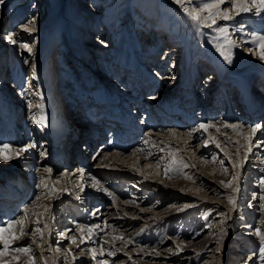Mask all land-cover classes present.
I'll use <instances>...</instances> for the list:
<instances>
[{"label": "rangeland", "instance_id": "374dc122", "mask_svg": "<svg viewBox=\"0 0 264 264\" xmlns=\"http://www.w3.org/2000/svg\"><path fill=\"white\" fill-rule=\"evenodd\" d=\"M206 4H210V2L197 0L190 3L188 0H182L180 4H177L175 0H0V73L3 71L8 75L6 79L0 75V115L3 113L7 115L8 120H11L10 111L13 112L14 107H20L23 120L29 121L28 123L33 125V131L38 132L42 138H45V136L50 138L48 129L46 127L47 130L44 129L38 123L43 116L42 106L40 107V104H38L40 103V100H37L38 96L46 97V101H49L47 97L54 99V101L56 100L57 116L65 118L67 121L70 119L71 124H74L77 120L74 119L72 111L71 117L67 114L70 118L65 116L67 112L63 114L61 110L59 111L61 103L60 97L56 93L58 91L56 88V77L58 78L63 70H67V73L62 74H65L64 76L67 78L70 77L68 71L71 70V67H75V71L80 69L89 80L92 78L95 81L96 77L90 73V70L93 68L94 70L99 69L102 63L106 71V77L105 79L102 77L103 80L107 83L109 82L112 86L115 85L112 88L117 90L120 89L117 87L118 85L119 87L122 86L120 85L121 82H119L120 79L123 75L126 76L124 71L119 70L122 63H125L122 59H127L130 64L139 65L138 67H141L142 71H145L146 69L144 68L147 67L148 71H150L148 73L152 74L156 73V69H154L156 64H166V67L171 65L169 77H172L170 78L172 85L166 86L168 91L165 98H167V95L172 92L174 94L176 89L181 91L180 89L182 88L179 83L185 81L189 71H192L189 68L187 70L188 75L183 80L186 74L183 68L191 63L194 53H196L194 51L196 46L199 54L195 58H197L198 62L189 66H194L196 72L200 73V75L203 72L202 77L206 71H210V76H212L218 67L223 71L229 68L228 74L232 75L228 76L234 81L239 79V85H244L250 79L259 78L261 75L257 70L256 62L264 65V60L256 59L255 55L252 56L249 53L250 50L245 49L241 45L237 48L234 47L238 42L235 41L234 37H231L232 35L227 36L212 28V24L203 18L207 16L205 12L207 10L203 11L201 8ZM189 13L200 16V22L193 21ZM32 21L34 23H31ZM222 27H224V24L216 28L220 29ZM260 30L264 32V26L263 28L260 26L259 29L255 28L256 34ZM201 33H204L205 37ZM259 34L260 36L263 35V33ZM9 36L12 37V40L7 39ZM198 37H200L202 43H200ZM106 42H110L111 44L109 43V45L111 46H107ZM21 44H27L30 51L21 48ZM104 45L106 47H103ZM72 51L73 53L76 51L79 58L75 60V63L69 59ZM23 52L30 54V56H24ZM241 52L250 54V59H246ZM186 54L187 58H185ZM91 55L93 56L91 57ZM93 57L96 62L94 64H92L93 61L91 62ZM117 60H120L118 65L115 63ZM150 65L154 67H148ZM33 68H35V73H33ZM172 68L176 71L175 74L172 73ZM80 70H78L76 75L79 74ZM119 72L121 74L120 77L118 76ZM220 73L222 72L220 71ZM114 74H116V77L111 78ZM76 75L74 76L76 77ZM13 76H17L19 79L18 86L9 82ZM218 77L216 76V80L219 82ZM226 78L220 79L223 84L225 86L233 85V82L231 80L227 82ZM123 79L126 82V78L124 77ZM203 82H205V79L202 80ZM95 83H98L99 86L95 84L93 91L100 88L104 89L102 82L95 81ZM164 83L167 85L166 82ZM82 87L79 86L77 88V94H74L76 93L75 91L72 94L79 95V91L83 90ZM130 87V90H136L138 84L133 81V83H130ZM122 88L123 90L127 89V87L124 88L123 86ZM167 89L161 88L160 92L156 93L157 97L154 98L159 97L160 99V96L164 95L163 92H166ZM185 90L186 87L183 92ZM83 91L87 92L88 88ZM201 95L203 102L205 97L203 93ZM182 96L185 98L186 93ZM175 98H179V96L175 95ZM120 99H122L121 96ZM15 101L18 102L16 103ZM57 101L59 105L56 103ZM11 102L16 103L12 110L9 106H12ZM62 105L65 107L67 104L62 103ZM220 109L221 107H219ZM217 116H219V120L223 118L219 113H217ZM53 117L55 118L56 115ZM215 120L216 118L209 116L203 122ZM221 121L222 124L225 122V125L233 126L235 124L231 119L227 120L224 118ZM254 123L257 124L258 122L255 121ZM240 124H238V127L243 128L242 131L245 132L248 128H245L246 126L242 124V121ZM16 128L20 130L21 134L25 133L22 126H15V130ZM173 129L174 127H168L164 132L157 131L154 133L165 134ZM185 130L188 131V128H185ZM20 142L9 144L16 153H18L17 150L21 146L29 147L26 140L23 139ZM48 142L50 143V140L46 141V143L43 141L42 144L45 145ZM201 142L200 144L193 141L192 148L194 149V146L200 145L212 146L214 149L211 152L216 150L222 154L223 165L217 166L213 173L209 172L208 174L205 172L210 167L209 163L204 164L206 168L203 166L202 168L189 169L190 166L183 164L180 171L175 170L176 160L174 157L178 154L175 151L171 156L168 151V158H166V155L163 160L159 156L157 159L146 161L147 163L142 162L139 167H137L138 165L135 167L126 165V168H119V170L128 169L131 173L138 174L151 181L152 185L157 187L158 192L153 193L151 189L142 190L135 187L136 185L134 186L131 181L123 183L124 187L128 189V196L130 197L128 199L131 201V197L136 196V193L140 192L144 194V197L147 196L146 199H150L152 196L156 197L154 201L146 204L145 216L129 214V210H125L127 198L117 196L115 193L117 190L113 191V188L107 191L102 190L103 184L108 183L99 178V173L94 176L92 178L94 182L87 184L91 192V194L88 192V195L100 197L103 207L108 208V215L122 213L131 219L132 224L124 227L111 219L105 223L104 219H101L102 221L99 222V225H103V234L97 235L98 241L94 243L91 241L90 246H81L82 243L79 241L82 240L83 236H88L89 232L86 230L90 226H87V223L74 220V214H70L71 212L67 209V205L57 209L51 204L53 197H55L52 193L53 190L48 189V184L40 188L37 175H45V178H43L45 183L54 182L57 186L68 187L67 195L80 203L78 190L79 187L84 188L85 184L80 183V179L77 181V176H70L73 174L78 175V171L81 172L82 170L83 172L86 167L84 166V169L82 167L80 169L78 165L76 166L72 162L64 170L60 168L53 169L49 166L51 167L49 168L51 172H47L45 171L47 168L43 166L45 161L42 162V165L35 166L33 175H30L29 178L26 177L22 186H19L21 180L16 183L15 180H12V187H16L17 184L20 190V192L15 191L14 193L21 197V201H18L17 198L13 200L14 202L8 201L9 205L14 203L13 205L15 206V209L11 208L12 206L9 208L13 215L7 218L9 219L8 222L19 221L20 213H18V210L30 211L28 218H33V224L28 232L26 231L22 234L25 238L23 244L19 246H29V251L26 253L17 252L13 250L15 248H10L3 255H0V264H74L75 260H80L79 264H101L102 261L105 264H264L260 260L259 253L261 237L255 232V229L259 228L261 235H264V207H261V205H264V199L256 197L252 193L259 185H262V179H255L247 172L248 170L242 169L244 163L242 164L236 159L242 156L245 157L246 167L250 159L241 152L238 155L237 146L236 149L233 146L234 151L228 148L227 153L226 149L223 148L224 144L222 142L216 140L208 141L210 143H203V140ZM3 144L7 143L2 142L0 146ZM240 144L242 145L243 142ZM80 146L81 144L77 147L78 151L84 147L79 148ZM260 146L264 147V144L261 145L260 143ZM133 149H128L126 152L112 153H118L122 155L120 159H124L125 156L131 154ZM243 149H240V151ZM92 150L84 153L85 160L90 164L88 166L94 170L99 169V171L109 168L103 162V160L107 159L104 156L105 153L100 154L96 158L97 155L95 156ZM182 150H184L183 156H180V158L177 156V159H180L181 162L189 154L187 153L188 149L183 148ZM94 151L96 153L97 149ZM47 153L46 148L40 151L39 147H37L32 151L31 158L42 159L43 161L46 156L45 160H48L50 153L48 155ZM24 154L25 152L16 154V159H13L12 154H9L7 159H3L0 156V185L4 181L1 186L4 185L6 187V185H9L5 182L9 180L7 176L11 167L19 170L25 169L20 163ZM202 157L210 158L211 156H207L204 153ZM159 158L160 162H158ZM197 159H201V157ZM204 159L206 158H202V160ZM233 159L235 160L233 161ZM254 159L261 164L264 161V157L257 156ZM242 162H245V159ZM13 165L17 166L13 167ZM152 168L154 170H151ZM218 168L223 178L213 177L214 174H218ZM196 174L203 176L212 186L214 185L217 188V192L210 193V190L206 191L205 185L196 184V181H192L193 177L197 176ZM65 176L70 177L71 181L69 182L68 180L63 185L61 180ZM262 176L264 179V175ZM234 177H238V179H233ZM182 180L187 185L189 183L196 184L198 191L191 190L189 187L183 189L181 187L182 184H180ZM99 185L100 188H98ZM115 197L118 204L113 202ZM229 197H232L236 203L231 204ZM38 201L41 202L39 203ZM139 202L140 204L141 202L143 203V201ZM196 203L198 204L195 205ZM128 205L138 206L136 202ZM92 206H87L83 210L84 219L87 222L96 216L94 214L96 210H91ZM14 210L16 211L14 212ZM154 215H164L170 219L161 227L153 229V231H147L149 227L156 225L157 218ZM109 218L111 217L109 216ZM0 219L3 224L5 221H3L2 217ZM118 220L120 221V219ZM8 222H5L4 226ZM33 229H38L39 231L32 234ZM71 230L73 231L71 232ZM93 234L90 233L88 238L90 239ZM115 235L119 239L111 241ZM73 238L75 243H73ZM2 246L3 242L0 241V251L3 250ZM109 253L112 254L110 255ZM93 256H95V259H93Z\"/></svg>", "mask_w": 264, "mask_h": 264}, {"label": "bare ground", "instance_id": "6f19581e", "mask_svg": "<svg viewBox=\"0 0 264 264\" xmlns=\"http://www.w3.org/2000/svg\"><path fill=\"white\" fill-rule=\"evenodd\" d=\"M188 1L190 3H193L194 1H197V0H188ZM198 1H201V0H198ZM208 1L210 2V4L215 3L216 6L205 11L207 13V16L203 17L204 20L207 22H210L212 24V28H214L215 30H218V31H220L221 28L219 29L216 27H219V25L224 24V27H222V28L225 29V31H223V32L220 31V32L224 33L227 36L232 35L231 37L235 38V41H237L238 44H235L234 47L237 48L239 45H241L245 49L250 50L249 53L252 54V56L255 55L256 59L257 58L261 59V50L258 47L259 40H257L256 38L264 36V32H262V30H260L258 32L263 33V35L260 36L259 33H257V34H259V35H257L255 32V28L259 29L260 26L263 28V26H264V11H260V13L257 14L255 8H253L249 12H237L236 10L232 9V4L237 3V2L238 3H246L249 7H251L252 0H222V2H217V0H207V2ZM217 12H220V15H215ZM224 12H228L230 19L225 20L223 18ZM210 15H215V22L214 23L212 22V20L208 19ZM247 30H249L250 33ZM247 33H249V34L247 35ZM201 34H203V36L205 37L204 33H201ZM18 38H19V36H18ZM198 40L200 41V43H202L200 37H198ZM205 41H206V39H205ZM109 43L106 42V44H108L107 46L110 47L111 45H109ZM103 47H106V45H104ZM194 51H196V53H194L195 55L193 56L191 63L189 64L187 62L189 65H193V64L198 62L197 58H195L197 56V54H199V53H197V46L195 47ZM173 54H174V52H173ZM241 54L246 59H250V56H251L250 54H246L244 52H241ZM23 55L26 57L30 56V54H28L26 52H23ZM92 56L93 55H91V57ZM186 56H187V54L185 55V58H187ZM81 57L84 58L83 56H81ZM176 58H177V56H176ZM262 60H264V59H262ZM92 61H93L92 64L96 63L94 57H93V60H91V62ZM117 61L115 63H117V65H118L120 60H117ZM122 61L125 63H122V65L119 67V70H121L122 72L124 71V73L126 74V76L123 75L122 78H124V77L126 78V83H127V81H129L127 79H130V81H131L130 83H133V81H135L138 84V87L136 90L133 89V91H130V95L132 94L131 97L133 96L132 97L133 99H136V97L138 96V93L143 94V92L146 90V88L149 87L148 90H150L151 92H148L149 93L148 95L151 96L150 98H146V99H142V100H138V101L131 100V104H134V106H139L143 110H149L152 113V115L156 118L155 121H153L154 125H149V123H148L147 127H146V131L144 133H142L141 128L136 127V132L133 130V131H130V133H128L126 135L129 137L127 139V141L131 144L130 149H132V148H134V149L131 152V154L128 156H125L124 159H120V157L122 155H119L118 153L117 154H113L112 152H110V154L109 153H105V154L103 153L105 158H107L106 160H103V162H105V164H106L105 166L106 167L109 166V168H105V169L99 171V169L94 170L85 164L84 166L86 168L83 172L81 170V172L78 171V175L73 174L70 176V177L77 176L76 177L77 181H79V179H80L79 182L85 184L84 188L79 187V190H78L80 193L79 194L80 196L78 198L80 200V203L76 202V200L70 198L67 195V192L69 190L68 187L57 186L56 183H54V182H51V183L46 182L45 183V179H43V178H45V175L37 174L38 180H39L38 181L39 187L41 188V187L48 184L47 185L48 189L51 191L53 190L52 193L54 194L55 197H53L51 204H53L57 209H58V207H65L67 205V209H69V211L71 212L70 214H74L75 219L74 218H72V219L80 221L82 223H87L88 224L87 226H90V228L88 230H86L89 232L88 236L90 233H94V234L90 239L88 238L87 235L83 236L82 240H79L82 243L81 246H90L91 241H92V243H94L95 241H98L97 235L103 234V229H104L103 225H99V222L102 221L101 219H104V223L107 220L111 219L112 221H115L116 223H120V225L124 226V227H126L128 225L131 226V224H132L131 219L124 216L122 213H118V214L113 213V214L108 215V212H107L108 208L103 207V204L101 203V198L97 197V195H88V192L90 194H91V192H90V188H88L89 186L87 187V184H89L90 182H94V180L92 178L94 176H96L98 173L100 174L99 178H101L104 182L106 181L105 183H108V184H103V186L101 185L102 190L107 191V190H111L110 188H113V191H115V189H116L117 192L115 191V193L117 194V196H123V197L127 198V202L125 201L126 202L125 210H129L128 213L133 214L135 216H139V215L145 216L144 212L147 209L146 204L154 201V199L156 197L152 196V197H150V199H148V198L146 199L147 196L144 197V194L140 192V193H136V196L131 197L132 201L134 200V202H132L130 199H128L129 192H128V189H126V187H124L123 183L127 182V181H131L134 183V186L136 185L135 187L142 189V190H150L151 189L153 191V193L158 192V189L156 186L152 185L151 181L141 177L140 175L135 174V173H131L130 170H128V169L119 170V168H126V165L134 166V167L138 165L137 167H139V165H141L142 162L147 163L146 161L157 159L159 156L163 160L165 158V156L168 154V151L170 152V154H169L170 156L172 153L173 154L175 152L178 153L174 157V159L176 160L175 170H177V171L181 170L183 164L190 166L189 169H191V168L196 169L199 167L202 168L204 166V164L209 163L210 167L207 170H205V172L209 174V172L213 173L214 170H216L217 166L219 167L220 165L221 166L223 165L222 164V160H223L222 154H220V152L218 153V151H216V150L215 151L213 150L211 152V150L214 149V147H212V146L206 147L204 145H200L197 147L194 146V149H193L192 148L193 141L195 143H200L201 140H203V143H207L208 141L211 142V140L212 141L216 140V141L222 142L224 144V145L222 144L223 148L226 149L227 153H228V148H231V149H233L231 151H234L233 146L235 147V149L237 146L236 151H237L238 155H240V152H241V153H243V155H247V158L250 159V161L247 164V167H246V158L245 157L242 156V157L236 159V161L239 160L242 164L244 163L245 166L243 165L242 169L245 168L246 170H248L247 172H249L250 175H252L253 177H255V179H258V180L263 179L262 175H264V174H262V173H264V161L262 160L263 163L261 164L254 159V157H257V156L264 157V147L260 146V143H261V145L264 144V121L259 122V120H257L256 121V122H258L257 124L254 123L253 125H247L245 128H248V129L245 132L242 131L243 128L241 129L240 127H238V124L241 123V121H239V120H234L231 118V121L235 122V124H233V123L232 124L235 125L236 127H232L230 125H225V122L223 124L221 123V122H223L221 120L224 118H226L227 120L230 119V118H228V116H230V115L227 116V114H223V112H222L223 110H225V106L228 104L230 107H234L233 103H235V102H234V100L230 99V93L229 92L227 93V91H226L225 93H223L222 88L225 87V85L223 84V81L220 79H224L225 77H227L226 78L227 82L228 81L230 82V80H231L233 82V85H235V86H238L240 83L239 79L234 81L233 79L230 78V76L232 74L231 75H230V73L228 74L229 68L228 69L226 68L227 65L225 66L226 69L224 68L226 71L225 70L223 71L221 68H218L216 66L217 69H215L212 76H210V73H209L210 71H206L203 77L201 76V75H203V72L201 75H200V73L198 74V72H196V70H195L196 68L194 66L191 67L189 65H186L183 68V70L186 71L185 76L183 75L184 76L183 80L188 75L187 70H189V68H190V70L192 69V71L191 72L189 71V75L185 79V81H182L181 83H179L181 85V88H182V89H180L181 91L176 89L174 94L172 92V94L174 95V98H175V95H177V97L179 96V98H175L177 100V102H179V101H181L182 95L183 94L185 95V93H186V96H185L186 98H185V100L182 101V103H184L182 106L183 107L189 106L190 102L192 100V106H190L186 109L187 111H190L193 107L194 102H195V104H198V105L202 102L203 99H202L201 94L203 93V95L205 97L204 98L205 101H204V106L200 107V105H199L200 110L203 109L205 111L204 113H207L208 116L216 118L215 121L203 122V121L196 120L194 122H191V121L185 120L183 118L180 119V116H182L184 114V110L179 109V107H177V103L173 104V101L169 102L171 99L173 100V98H172L173 96L171 95V93L167 95V98H165L166 97L165 95L168 91L166 86H169V84L172 85L171 84L172 80L170 79L172 77L171 76L169 77V75L171 73L170 72V68L172 67L171 65L166 67L167 66L166 64L165 65L156 64V68H154V69H156L155 74L148 73L150 71H147L145 74V73H143L144 71H142L140 69L141 67H138L139 65H137V64L134 65L133 63L130 64V61L127 62V59H122ZM251 61H252V59H251ZM256 61H259V60H256ZM1 64H3V63H1ZM256 64H257V70H258L259 74L264 76V65H263V63L260 64V62H256ZM135 66L138 68H136ZM145 66H146V64H145ZM174 66H175V63H174ZM223 66H224V64H223ZM21 67H22V65H21ZM99 67L100 68L98 71H97V69L94 70V68L91 69V71H93V73H94V76L96 77V79L94 77L95 81L103 80V78L105 79V77H106V73H103L105 70L104 64L101 63ZM148 67L153 68L154 66L150 65ZM132 68H134V69H132ZM78 70H80V69H78ZM78 70L75 71L74 67L73 68L71 67V70L68 71L70 74L69 80L66 76H64L65 74L64 75L62 74V73H67V70H63L61 72L60 76L58 78L56 77V84H57L56 88L58 89V91L56 93L59 95L58 97H60V103H61L60 104L61 107H59L60 108L59 111L61 110V112L63 114H65V112H67L65 114L66 117L68 115L71 117L72 116L71 111H72L73 115H74L73 116L74 119L77 120L76 123H74V124H71L70 119H69V121L66 120L67 122L70 123L71 130L68 134L62 133L63 139H62L59 132L61 131L60 128L63 125V123L65 122V120L62 117L57 116L58 112H57V106L55 104L56 100L54 101V99L52 100V98H50V97H47L49 101H46L45 100L46 97L43 98V96L42 97L38 96V98H37V100H40V103H38V104H40V107L42 106V109H43V116L42 117L46 121V124H47L46 128L48 129V135L50 138H48L47 136H45V138H42V136L40 134H38V132L36 133V132H34L35 130L33 131V125H31V123H28L29 121L26 122L25 120H23V118L21 117V114H20L21 108L20 107H17V108L14 107V105H16V103L18 101H15L16 103L13 102L14 104H12V106L9 105L11 107V110L14 107L13 108L14 110L12 113L14 115L11 119L12 122H11V120L7 119V115L1 113V115H0V143L6 142L7 144H14V143L17 144L18 142L21 143L20 141H22L24 139L29 144V150L27 152H25L24 157H22V161L20 162L25 167V169L19 170L18 168H12V167H11V169L9 168L10 170H8L9 173L7 176V177H9V180H7L5 183L12 185L13 184L12 180H15V183L18 180H21V184H19V186H22L23 180L26 177L29 178L30 175H33V173H34L33 168L35 166L40 165V164L42 165V162H44V161L45 162H44L43 166L46 167L47 169L51 168L49 166H52L53 169L58 168L55 165L50 164V161H49L50 154L48 155V160H45L46 156L44 157L45 159L43 158L44 159L43 161H42V159L36 160L34 158H31L32 157V151H34L35 148H37V147H39L40 151H43L45 148L47 151L49 147H50L49 152H56L57 150L63 151L64 153H66L65 159L63 160V164L69 165L70 163H72L71 159H73L75 156H76V158H74V159L81 161V159H83L82 153H86L87 149L89 148L88 147L89 144H91V142L94 141V140H92V138L95 140L97 138H99V136H97V137L93 136V135H95V133L92 129L94 125H92V126L91 125H85V122H84L83 116H82L83 112L81 114V106L79 103L75 102V101H77L76 98L74 97L76 95H72V93H71V91H72L71 86L75 85V82L72 81L71 79H72V77L75 78L74 75H76V73H78ZM220 71L222 73H220ZM80 72H81V70H80ZM175 72L176 71H174L172 68V73L175 74ZM159 74H161V75H159ZM0 75L4 79H6V77H8V75L3 71L0 73ZM228 75H230V76H228ZM216 76L217 77L219 76L218 77L219 82L216 80ZM100 77L101 78L103 77V78L99 79ZM115 77H116V74L111 76V78H115ZM90 79H92V78H90ZM204 79H205V82L202 83V80H204ZM234 79H237V78H234ZM9 82H12L13 85L14 84L17 86L19 85V79L17 78V76H13V78ZM164 82H166L167 85H165ZM248 82L252 83L251 85H253V86H251V89H253L254 85L256 88L258 87L256 89V92L260 95V97H262V94L264 93V81L262 79L258 80L256 78L253 80L250 79ZM130 83H128V84L130 85ZM120 85H122V84H120ZM241 85L242 84H240V86ZM131 87H130V89H131ZM185 87H186V90H185V92H183ZM133 88H135V87H133ZM161 88H163V89L165 88L167 90H166V92H163L164 95L160 96V102H158V103L147 102L148 99H151L153 97H157L156 93L160 92ZM113 89H114L113 90L114 93L112 92V96H109L108 93L101 96V97L106 98V100H107L106 103H104V105L108 104V102L110 100H113V101H117L122 106L123 109H126L128 106L129 95H127L125 93L120 94L119 93L120 89H117V90L115 88H113ZM92 90L93 89L91 86L90 88H88L87 92H84L83 90L79 91V94L81 97H83V98L89 97V101H91V105L94 104V102L92 100H95L99 96L96 93L92 92ZM124 90H127V89H124ZM198 91H199V93H198ZM103 92L104 91H100L99 93L102 94ZM178 92H180L181 97H180V94H178ZM51 93H52V91H51ZM74 94H77V92ZM117 94H120V95H117ZM120 96L122 98V101L120 99ZM223 96H224V99H223ZM225 96L228 97L229 99L226 100ZM22 97H23V94H22ZM18 98H20V97H18ZM125 98H126V100H123ZM142 98H143V95H142ZM155 99L158 100L159 97L155 98ZM166 99H168L169 101L168 100L166 101ZM19 102H21V101H19ZM22 102H23V100H22ZM259 102L260 101L258 100V101H256L255 104H259ZM56 103L59 105L58 101ZM62 103H65L67 105L64 107V105H62ZM197 106L194 107V110L197 109ZM219 107H221L220 110H219ZM262 111L264 112V109H262ZM86 113L87 114L91 113V107L86 110ZM217 113H219L220 116L222 115L223 118L221 120H219V116H217ZM54 115H56L55 118L53 117ZM87 119L89 120V118H87ZM262 119L264 120V117ZM229 122H230V120H229ZM242 124H243V122H242ZM201 125H206L207 126L206 129L201 128ZM15 126H18V127L22 126L23 130H25V133L21 134L20 130H17V128L15 130ZM113 126H114V128H118L117 123H114ZM42 127H44V126H42ZM88 127H91V128H88ZM168 127H174V129L171 130L169 133H165V134L154 133L157 131L158 132H164V130ZM253 127L257 128V131L255 133L251 132V129ZM46 128L44 127V129H46ZM185 128H188V131L185 130ZM97 130L99 131L98 128H97ZM114 132L115 131H113L112 133H114ZM85 136H87V137H85ZM54 138H60L59 139L60 141L58 143L57 142L52 143L51 140L53 141ZM121 138L118 137L119 140H121ZM49 140H50V143L48 142L45 145L42 144L43 141H44V143H46V141H49ZM210 142H208V143H210ZM242 142H243V144L241 145L240 143H242ZM79 144H81V146L79 148H82L84 146L85 151L83 149L79 150V151L77 150V147ZM123 144H125V143H123ZM94 145H95V142H94ZM0 147H2V146H0ZM183 148H186V150L188 149L187 153H189V154H187L186 159L184 158L185 160L183 162H181L180 159L179 160L177 159V156H179V158H180V156H183L182 155V153L184 154V150H182ZM243 148H245V149H243ZM11 149H12V147L10 146V151L5 152L3 154V156H2L3 159L5 156L9 157V154H12L13 159L17 158L16 154H19V153H16V151H14V149H12V150ZM240 149H243V150L240 151ZM118 151L119 152H126V150L123 151L120 149L117 151H114V152H118ZM92 153L95 154V151H93ZM204 153L207 156H211V157L210 158L202 157ZM99 155H100V153L97 154L96 158ZM229 156L231 157V155H229ZM200 157H201V159H197ZM28 158H29V160H28ZM96 158H95V160H96ZM166 158H168V155ZM202 158H206V159L202 160ZM244 159H245V162H242ZM234 160L235 159H233V161ZM78 161H77V164H79ZM158 162H160V158H159ZM217 163H219V164L216 165ZM55 164L60 165V163H58V162H55ZM197 164H198V166H197ZM145 165H147V164H145ZM250 165H251V167H250ZM15 166H17V165H13V167H15ZM149 166L151 167V165H149ZM255 166H257V167H255ZM109 169H111V170H109ZM112 169H114V170H112ZM187 169H188V167H187ZM151 170H154V169L152 168ZM196 175L197 176L193 177L194 179L192 181H194V182L196 181L195 182L196 184L205 185L207 188L206 191L210 190V193H216L217 192V188H215L214 185L212 186L203 176H200L198 174H196ZM259 176H261V177H259ZM70 177L65 176L61 180L62 184L64 185L65 183H67L68 180L70 182L71 181ZM213 177L214 178H223V175L220 174V169H219L218 174H214ZM0 180H1V178H0ZM41 180H42V182H41ZM3 183H4V181L1 182V185ZM166 184H164V185H166ZM180 184H182L181 187L183 189H187L189 187L191 190L198 191V187L194 183H189L187 185L182 180V182H180ZM94 185L97 186L95 183H94ZM164 185H162V186H164ZM16 187H17V184H16ZM135 187H133V188H135ZM98 188H100V185L98 186ZM137 188H135V189H137ZM139 189H137V190H139ZM252 193L256 197L257 196L261 197L262 195H264V184H262L261 186L259 185L255 190L252 191ZM200 195H201V193H200ZM7 197H11L10 200L13 201L17 196L14 194L13 195L7 194ZM17 199H18V201H21V197H19V198L17 197ZM116 201H117L116 197L113 198V202L118 204ZM139 201H143V203L141 202V204H140ZM38 202L40 203L41 201H38ZM135 202H136V204H138V206H129L128 205L129 203H135ZM13 204L14 203H11L9 205V203H7L5 206V208H6L5 210L7 212H11V210H9V208L11 206H12L11 208L15 209V206ZM197 204L198 203H196L195 205H197ZM90 205H93L91 210H96V212L94 213V214H96V216H95V218H91L92 220H89V222H87V220L84 219L85 215L83 213V210L86 209V207L90 206ZM67 209H66V211H67ZM114 209H116V208H114ZM15 211L16 210H14V212ZM18 213H20V215H19L20 223L14 224L12 226V228L10 229V233L5 234L7 237L9 235V237H8L9 238L8 250L10 248H17L23 244L25 236H23L21 233L22 232L24 233L26 231L28 232L29 228L33 224V218H28L30 215V211L18 210ZM114 214H116V215H114ZM12 215H13V212H12ZM109 216L111 218H109ZM113 216H116V217H113ZM154 216L157 218L156 225L154 224L153 226L149 227V229L147 231H150V230L153 231V229H157V228L161 227V225H163L165 222H168L170 219V218L168 219L164 215H160V216L154 215ZM217 217H219V216H217ZM118 219H120V221ZM8 220L9 219H7V217H6L5 222H8ZM5 222L3 224L1 223L0 226H2V225L4 226ZM110 230H111V228H110ZM72 231L73 230H71V232ZM11 236H15L16 239H11ZM80 239H81V237H80ZM118 239H119V237L115 235L111 241L118 240ZM2 248L4 249V245L2 246ZM73 263L79 264L80 260L79 261L75 260Z\"/></svg>", "mask_w": 264, "mask_h": 264}, {"label": "snow or ice", "instance_id": "6c2138e0", "mask_svg": "<svg viewBox=\"0 0 264 264\" xmlns=\"http://www.w3.org/2000/svg\"><path fill=\"white\" fill-rule=\"evenodd\" d=\"M175 2L177 4H180L182 2V0H175ZM217 2H222V0H217ZM216 4H206L203 6L202 10H208L212 7H215ZM253 8L256 9L257 14L260 13V11H264V0H252V5L251 7H249L246 3H233L232 4V9L236 10L237 12H249L251 11ZM231 10V9H230ZM185 11H187V9H185ZM195 11V10H193ZM191 16V19L197 23L200 22L201 18L198 15H192L191 13H189ZM215 15H220V12H217ZM215 15H210L208 19L212 20V22H215ZM223 18L225 20L230 19V16L228 15V12H224L223 13ZM31 23H34V21H32ZM27 31V29H25ZM221 32L225 31V29L221 28L220 29ZM7 39L12 40V37L9 36L7 37ZM257 40H259V49L261 50V59H264V36L261 37H257ZM15 42V41H13ZM21 48H24L28 51H30L29 46L27 44H21L20 45ZM33 73H35V68H33ZM29 107H31V105H29ZM38 123H40L42 126L46 127V121L45 119L42 117ZM206 125H201V128H205L206 129ZM232 127H236L235 125H233ZM257 131V128L253 127L251 129L252 133H255ZM29 150V147L26 146H21L17 152L21 153V152H27ZM10 151V145L9 144H3L2 147H0V156H3V154L5 152ZM41 155H43V153H41ZM5 159H7V157H4ZM45 171L47 172H51V169H45ZM233 179H238V177H234ZM223 183V182H222ZM261 183L264 184V179L261 180ZM229 202L231 204H235L236 201L232 198L229 197ZM261 199H264V195L261 196ZM261 207H264V205H261ZM26 211V210H25ZM20 221L18 220H13L11 222H9L6 226H0V241H3V245H4V249L3 251H0V255H3L4 252H6L8 250L9 247V238L5 235L6 233H10V229L12 228V226L14 224H19ZM210 226V225H209ZM36 231H39L38 229H33V233L34 234ZM255 232L258 236H260V245H259V253H260V260L262 262H264V235H261V231L259 228L255 229ZM23 234V232L21 233ZM11 239H16L15 236H11ZM73 243H75V239L73 238ZM14 251L17 252H28L29 251V246H21V247H17L15 249H13ZM110 255L112 253H109ZM93 259H95V256H93ZM251 259V258H250ZM101 264H105V262H101Z\"/></svg>", "mask_w": 264, "mask_h": 264}]
</instances>
